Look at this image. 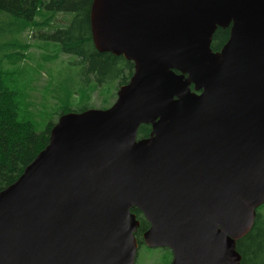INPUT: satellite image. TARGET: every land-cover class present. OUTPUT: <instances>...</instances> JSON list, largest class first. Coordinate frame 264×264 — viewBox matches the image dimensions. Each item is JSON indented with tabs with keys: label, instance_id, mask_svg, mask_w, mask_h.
<instances>
[{
	"label": "water",
	"instance_id": "95a60500",
	"mask_svg": "<svg viewBox=\"0 0 264 264\" xmlns=\"http://www.w3.org/2000/svg\"><path fill=\"white\" fill-rule=\"evenodd\" d=\"M91 29L134 74L110 108L60 116L0 192V264H136L133 208L172 264H242L264 205V0H94Z\"/></svg>",
	"mask_w": 264,
	"mask_h": 264
},
{
	"label": "trees",
	"instance_id": "16d2710c",
	"mask_svg": "<svg viewBox=\"0 0 264 264\" xmlns=\"http://www.w3.org/2000/svg\"><path fill=\"white\" fill-rule=\"evenodd\" d=\"M93 1L0 0V12L13 18L15 29H20V34L30 27L40 28L42 32L38 38L59 43L65 54L76 56L84 66L89 80H95L99 86L115 82L119 90L132 78L134 64L123 56L100 53L96 49L91 29ZM60 15L62 18H59ZM229 38L230 28H218L211 46L213 51H220ZM87 110L89 109L72 111L66 107L61 115ZM55 124L51 122L44 131H36L32 121L21 118L17 93L4 86L0 77V192L16 182L25 168L47 147ZM151 132L150 125H142L138 139L150 137ZM263 206L257 211L251 232L237 242L242 264H264ZM131 212L140 222L136 233L137 241L139 245H145L143 236L150 224L138 209L133 208Z\"/></svg>",
	"mask_w": 264,
	"mask_h": 264
},
{
	"label": "rangeland",
	"instance_id": "374dc122",
	"mask_svg": "<svg viewBox=\"0 0 264 264\" xmlns=\"http://www.w3.org/2000/svg\"><path fill=\"white\" fill-rule=\"evenodd\" d=\"M19 32L13 18L0 12V77L17 93L21 118L32 121L36 131L56 123L66 107L105 110L114 104L115 82L99 86L89 80L76 56L65 54L59 43L38 38L40 28ZM172 257L168 248L139 245L136 264H172Z\"/></svg>",
	"mask_w": 264,
	"mask_h": 264
},
{
	"label": "flooded vegetation",
	"instance_id": "af4514ba",
	"mask_svg": "<svg viewBox=\"0 0 264 264\" xmlns=\"http://www.w3.org/2000/svg\"><path fill=\"white\" fill-rule=\"evenodd\" d=\"M173 258V257H172Z\"/></svg>",
	"mask_w": 264,
	"mask_h": 264
}]
</instances>
